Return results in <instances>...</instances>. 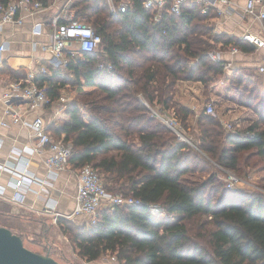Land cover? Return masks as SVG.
<instances>
[{
    "label": "trees",
    "instance_id": "1",
    "mask_svg": "<svg viewBox=\"0 0 264 264\" xmlns=\"http://www.w3.org/2000/svg\"><path fill=\"white\" fill-rule=\"evenodd\" d=\"M130 1L131 10L113 16L105 0H73L75 16L92 24L101 43L60 68L70 73V81L55 74L36 82L51 100L61 87L70 89L67 120L53 132L71 144V165L90 164L108 191L138 202L100 208L94 224L85 218L76 224L64 215L55 224L87 262L107 253L116 264H264V190L220 188L216 174L199 182L186 178L207 162L205 157L230 169H238L240 154L249 150L264 161V90L254 88L257 119L235 132L224 131L219 118L204 111L195 119L197 131L189 132L192 113L174 98L180 81L201 82L205 101L212 82L221 86L226 73L207 54L218 44L254 48L246 40L213 33L215 11L202 13L192 0L179 14L165 8L154 25L144 0ZM6 70L15 80L25 76ZM231 75L237 86L253 79L243 70ZM139 94L152 107L173 108L185 136L186 130L194 133L195 146L154 117Z\"/></svg>",
    "mask_w": 264,
    "mask_h": 264
},
{
    "label": "built area",
    "instance_id": "2",
    "mask_svg": "<svg viewBox=\"0 0 264 264\" xmlns=\"http://www.w3.org/2000/svg\"><path fill=\"white\" fill-rule=\"evenodd\" d=\"M185 1L187 0H144L143 6L150 11L149 21L154 25L162 18L165 8L172 14H179ZM192 1L198 4L202 13H206L209 9L214 10L216 14L223 12L224 10L217 5V2L224 4L227 8L231 7V0ZM105 2L108 12L113 16L128 12L132 8L130 0H105ZM72 4L73 0H63L61 3H58L57 0H50L46 4L40 0H0V29L6 24L20 26L26 18L51 10L45 20L37 21L32 25L34 34L42 35L44 28L48 31L49 41L39 44L41 51L50 53L47 65L30 70L24 78L10 81L0 94V98L6 103L5 112L11 117L13 122L20 121L19 113L12 109L14 100L24 99L27 108L30 110H37L50 104V97L46 94L45 88L37 84L36 77L48 75L53 68H64L70 59L75 61L78 59L77 57L81 58L84 53L93 52L99 47L101 35L95 31L90 22L75 16ZM243 10L246 15L253 16L262 23L261 34L247 35L245 36L246 39L256 48L264 50V0H245ZM7 46L6 41L0 42V55L6 50ZM231 48L232 50H237L235 47ZM207 54L211 61L220 62L222 69L229 67V63L224 64L220 59L219 49L214 48L208 51ZM1 60L0 56V62ZM102 65V63L97 64L98 67H102ZM108 66L110 67V65ZM256 72L264 76V57L257 64ZM139 99L149 108L154 117L176 134L179 140H185L182 126L174 112L158 106L154 107V109L141 95H139ZM64 107L65 105H62L61 109ZM203 111L213 116L216 115L211 101L204 104ZM220 122L228 131H233V126L230 123L223 120ZM1 123L6 124L5 122ZM30 125L32 134L37 140L35 147L12 148L11 155L15 159L10 160L7 164H0V171H6L13 175L12 181H10L13 193L10 197L8 196L10 201L22 203L24 200L23 188L35 181V178L28 173L30 159L20 158L18 161L21 151L39 152L44 149L48 154L43 160V165L48 170V174L53 175L59 171L69 170L76 176V194L72 210L66 214L53 211L55 216L64 215L67 218H74L87 215L88 224H94L101 207L129 205L138 202L132 196H123L119 193L108 191L100 174L90 164H84L72 169L69 162V158L72 155L71 144L64 139L53 138L46 131V125L40 115H36ZM236 181L237 177L235 174L228 171L226 176L227 188H233ZM0 197L7 198L5 196V186L1 184ZM111 259L115 260V257L111 256Z\"/></svg>",
    "mask_w": 264,
    "mask_h": 264
},
{
    "label": "crops",
    "instance_id": "3",
    "mask_svg": "<svg viewBox=\"0 0 264 264\" xmlns=\"http://www.w3.org/2000/svg\"><path fill=\"white\" fill-rule=\"evenodd\" d=\"M62 1L57 0L58 3ZM217 3L224 11L211 17L210 23L213 26V33H223L241 40H246V43L254 48L251 51H242L234 44H228L223 47H220V44H218L216 48L219 49L220 59L224 64H230L223 71L227 74L234 71L253 69L259 75L256 72V66L264 57V50L262 48H256L245 36L251 34L260 35L262 23L257 18L246 15L243 10L245 0H231L230 8H227V6H224L220 2ZM50 11L46 10L32 17H28L20 26L6 24L0 29V42L6 41L8 44L6 50L0 55L2 59L0 62V94L10 81L14 80L6 70V67H10L16 71L21 70L26 76L30 70L47 65L50 53L41 51L39 44L49 41L48 31L44 28L42 35L34 34L32 32V25L37 21L45 20ZM231 47H235L237 50H232ZM50 73L47 76L55 74L61 75L62 70L53 68L50 70ZM39 78V76L36 77V80ZM219 88L220 85L212 82L209 86V99L202 101L204 85L199 81L184 80L178 82L174 98L176 102L188 107L192 113L190 118L195 121L198 114L201 111L203 112L204 104L211 101L213 97L219 96ZM68 99H72V96L59 94L56 99L51 100L49 105L37 110L28 109L24 99L14 100L12 109L19 113L20 121L13 122L11 117L5 112L6 103L0 98V164H7L10 160L15 159L11 155L12 148H22L24 146L28 148L35 147L37 140L32 134L30 124L36 115H40L43 118L46 131L53 138L64 139V134L58 136L53 132V129L61 126L67 120L64 112L67 102H69ZM62 105H65V107L61 109ZM79 109L82 111L85 120H87L88 115L83 110V107L80 106ZM166 110L175 113L173 108ZM219 120L221 121L220 118ZM1 122H5L6 124H2ZM183 136L185 140L188 139L184 133ZM47 154L48 152L44 149L39 152L23 150L18 156V161L20 158L30 159L28 173L35 178V181L23 188L24 200L22 203L9 200L10 195L13 193L10 183L13 175L6 171H0V184L5 186L6 200L11 203L13 209H20L23 212H40L53 221L56 219L52 218L55 216L53 211L66 214L72 210L76 194V176L69 170L59 171L53 175L48 174V170L43 165V160ZM70 167L75 169L71 163ZM81 216L88 219L87 215Z\"/></svg>",
    "mask_w": 264,
    "mask_h": 264
},
{
    "label": "rangeland",
    "instance_id": "4",
    "mask_svg": "<svg viewBox=\"0 0 264 264\" xmlns=\"http://www.w3.org/2000/svg\"><path fill=\"white\" fill-rule=\"evenodd\" d=\"M243 71L246 76H252L253 79L250 83L246 82L248 83L247 85L243 84L237 86L236 80L232 78L231 73H227L225 74L227 77L224 76L219 80L222 81L219 82L221 84L219 88V96L213 97L211 100L215 108L216 116L221 120L230 123L233 126L232 130L234 132L244 130L257 119L255 109L258 107V99H256V91L254 88L259 87V89L264 90V76L257 75L253 69ZM69 74L70 73L66 70H62L61 76L70 81L68 78ZM61 88L60 94L71 96L69 88ZM244 88L252 90L250 95L245 92L246 89ZM68 100L70 101L71 99ZM202 101H204L203 96ZM187 122L191 127L189 132L195 133L197 131L195 121L189 118ZM222 128L224 131H228L223 126ZM189 132L186 130V133H188V139L185 141L195 146L194 133L191 134ZM250 152H252V150L240 154L242 159L238 169L221 167L208 157H205L207 162H200V166L194 170L195 172L192 175H187L186 178L193 182H199L208 179L212 174H216L218 182L222 183L220 184V188L223 185L227 188L226 176L228 171H231L237 177V181L234 183L233 188L242 189L248 192L253 190L263 191L264 172L262 171L261 166L264 164V161ZM219 183H217L218 186ZM210 188L211 186L209 185L208 189ZM56 217L57 216H54L52 218L54 219ZM84 218V216L75 217L74 222L80 224L84 222ZM202 219L204 220V217L200 220ZM55 221L56 219L52 221L51 218L49 219V217L42 215L40 212L35 213L23 212L20 209L15 210L11 203L0 197V225H5L11 229L12 232L20 235L23 239L24 245L30 250L41 254L47 253L50 256L52 255L59 264H116V261L112 260L111 256L107 253L94 261L87 262L81 259L73 250L67 236L64 235L55 224Z\"/></svg>",
    "mask_w": 264,
    "mask_h": 264
},
{
    "label": "water",
    "instance_id": "5",
    "mask_svg": "<svg viewBox=\"0 0 264 264\" xmlns=\"http://www.w3.org/2000/svg\"><path fill=\"white\" fill-rule=\"evenodd\" d=\"M0 264H59L49 254L27 248L20 235L0 226Z\"/></svg>",
    "mask_w": 264,
    "mask_h": 264
}]
</instances>
